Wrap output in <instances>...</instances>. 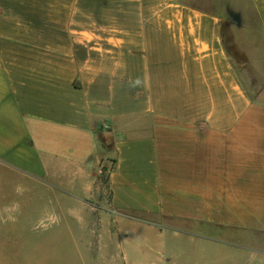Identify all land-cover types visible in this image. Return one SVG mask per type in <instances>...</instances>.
<instances>
[{
  "label": "crops",
  "instance_id": "obj_1",
  "mask_svg": "<svg viewBox=\"0 0 264 264\" xmlns=\"http://www.w3.org/2000/svg\"><path fill=\"white\" fill-rule=\"evenodd\" d=\"M206 1L0 0V168L80 257L264 264V0Z\"/></svg>",
  "mask_w": 264,
  "mask_h": 264
},
{
  "label": "rangeland",
  "instance_id": "obj_2",
  "mask_svg": "<svg viewBox=\"0 0 264 264\" xmlns=\"http://www.w3.org/2000/svg\"><path fill=\"white\" fill-rule=\"evenodd\" d=\"M196 1L202 6H210V2L206 0H194V2ZM245 21L248 24V21H250V25L253 23L255 27L257 26L256 19L246 18ZM227 50L237 63H242L245 58L242 51L235 50L231 46ZM260 55L264 57V44L261 45ZM244 75L245 85L248 86L253 76L247 67H245ZM107 170L106 168L103 170L104 178ZM17 184L18 180L13 174L0 168V191H3L0 194V201H3L8 207L5 210H0L5 218V225L2 229L0 228V264H94L96 259L88 255L80 257L74 243L68 239V235L72 232L83 231L82 228L80 230L75 225H57L59 223L57 220L75 215L77 210L63 211L61 209L63 203L59 201L55 194L52 195L53 204L51 205L52 209H50L49 198L51 195L41 193L38 189L33 190L31 194H25L22 190L20 192L17 187L13 189V186ZM19 184L20 186L24 185L23 183ZM29 200L32 201V209H26L25 207L24 203ZM53 216L56 218L55 222L49 220V217ZM14 219L17 220L16 223L13 222ZM41 221H43V225ZM33 223H36V225ZM49 223H53V225L49 226ZM40 235L43 238L39 237ZM148 241H150L148 246L153 251L155 250L150 255V257H153L152 262L155 264H168L170 256L162 251L161 243L157 241L155 236H150ZM226 250L224 249V243L211 242L205 252L191 255V264H224V251ZM157 251L158 257L155 255ZM113 259L119 261L118 258ZM112 260L107 257L106 259H100V263L96 261L95 264H108L113 262Z\"/></svg>",
  "mask_w": 264,
  "mask_h": 264
},
{
  "label": "clouds",
  "instance_id": "obj_3",
  "mask_svg": "<svg viewBox=\"0 0 264 264\" xmlns=\"http://www.w3.org/2000/svg\"><path fill=\"white\" fill-rule=\"evenodd\" d=\"M55 217L53 216V217H49V220H51L52 222H55ZM41 224L43 225V221H41Z\"/></svg>",
  "mask_w": 264,
  "mask_h": 264
}]
</instances>
